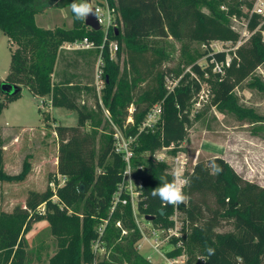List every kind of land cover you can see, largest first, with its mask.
Wrapping results in <instances>:
<instances>
[{
	"label": "trees",
	"instance_id": "16d2710c",
	"mask_svg": "<svg viewBox=\"0 0 264 264\" xmlns=\"http://www.w3.org/2000/svg\"><path fill=\"white\" fill-rule=\"evenodd\" d=\"M72 2L74 0H0V30L13 46L9 74L4 82L0 81V95L6 102H12L21 96L22 87H27L38 99L49 97L53 108L78 113L77 125L73 127L64 126L53 118V132L59 146L57 173L65 180L64 185L60 186L57 176L50 177L49 183H56L55 190L48 187L42 192L29 191L24 206H16L11 213L2 210L0 204V264L28 263L25 236L35 223L43 220L50 224L52 235L58 241V252L49 264H93L92 245L103 220H110L103 236L110 253L98 264H153L137 249L142 234L132 208L119 206L110 216L125 163L114 152L113 129L94 87L82 82L72 83L66 78L55 81L60 62L71 67L79 61L68 63L61 50L63 44L87 38L101 46L104 39L102 31L90 30L85 21L74 18ZM255 2L109 0V5L116 10L118 25L109 32V42L118 43L119 49L117 61L110 58L109 42L103 50L104 108L111 114L112 123L129 137L138 134L149 110L162 104L160 131L139 135L133 161L146 168L145 199L139 205V212L155 217L156 226H172L169 217L175 207L166 206L151 195L160 184V176L166 175L171 180L167 165L157 162L153 156L158 150L170 147H173L170 154H177L193 125V100L202 87H208L209 105L219 112L235 115L240 120L255 117L239 104L235 94L264 66V19L253 12ZM67 7L73 20L71 29L45 30L37 26V15L50 8ZM232 20L247 23L250 36L240 46L237 44L241 36L232 28ZM170 39L183 47L193 43L206 47L213 42L230 43L235 50L229 53L208 50L196 57L186 56L183 64L190 67V71L185 72L181 66L166 67L172 61ZM93 52L97 58L99 51ZM203 57L208 62L205 68L197 63ZM227 57L231 62L224 74L214 73L211 61L221 63ZM168 80L178 82L172 91L168 89ZM3 83L16 86L19 92L5 96L1 91ZM257 85L260 86L258 82ZM91 93L96 100L93 109L85 99ZM5 106V102L0 104V114ZM131 107L134 108L133 124L126 126ZM104 118L106 126H102ZM45 119L49 122V117ZM107 126H111L108 133L105 132ZM4 151L0 139V192L3 184L24 183L32 172L31 159H27L20 174H8L4 169ZM213 162L223 169L218 175L211 172ZM187 177H192L191 186L185 189L188 202L184 217L191 229L183 239L187 264H264V188L242 178L222 158L196 163ZM54 196L57 197L55 202ZM161 211H164L163 216ZM223 223H232L234 231L216 232ZM173 243L176 245L177 241ZM206 246L215 249L211 257ZM182 252L183 249H175L167 256L176 257Z\"/></svg>",
	"mask_w": 264,
	"mask_h": 264
},
{
	"label": "rangeland",
	"instance_id": "374dc122",
	"mask_svg": "<svg viewBox=\"0 0 264 264\" xmlns=\"http://www.w3.org/2000/svg\"><path fill=\"white\" fill-rule=\"evenodd\" d=\"M264 1V0H263ZM72 15L70 8L55 9L50 8L44 13L36 16V24L41 29L57 28L69 29L72 27ZM245 20H232L231 26L237 31L242 41H246L250 36ZM169 45L172 52V61L166 65L168 68L181 66L185 72L190 71V67H184L186 56L196 57L206 51L213 53L235 50L230 43L213 42L210 46L199 43L183 44L170 39ZM13 46L8 37L0 30V81L4 82L10 70L11 50ZM69 53V56H73ZM230 58V57H229ZM83 67L80 70L82 79L89 86H93L96 53L83 57ZM202 68L207 67L206 57L197 62ZM61 66L58 67V70ZM257 82L260 84L257 85ZM178 82L169 80L167 85L173 89ZM145 86V85H144ZM206 90V88H205ZM207 92L202 94L205 99L202 107L192 116L193 125L187 131V139L179 147L178 152L184 153L188 162L187 170L192 172L196 163L208 161L213 158H222L228 162L234 170L245 180L256 183L264 188V66L260 67L254 76L240 86L235 94L239 99V104L250 110L255 117L245 120L238 119L235 115L221 113L216 108L209 105ZM86 102L90 109L94 108L96 100L94 94L86 96ZM44 101L45 104L41 105ZM6 104L0 114V138L5 146L8 174L18 175L23 169V163L27 159H32V172L24 183L3 184L0 192V204L2 210L11 213L16 206H24L28 192L45 191L50 187V177L57 176L60 181L63 178L58 176V140L54 134L53 118L64 126H76L78 113L64 108H50L48 100L36 99L27 87H22L21 96L12 102H6L0 95V104ZM42 109V110H41ZM45 115L43 114L44 112ZM49 117V122L46 121ZM51 124V125H48ZM106 120L102 126H106ZM111 127V126H110ZM110 127L105 128V132L110 131ZM103 127H101L102 130ZM25 129V130H24ZM89 130V125H87ZM100 130V131H101ZM14 132L19 134L24 140H18L17 151H14ZM16 152V153H15ZM16 154V156H14ZM48 158L45 167H40L41 157ZM156 153L154 156L156 157ZM5 160V159H4ZM5 163V162H4ZM187 201L185 204H187ZM183 218V216H181ZM141 225L150 234L148 221H144L139 216ZM191 231L190 225L187 227ZM234 228L232 223H223L216 229L218 233H230ZM27 243V264H49L50 259L58 252V241L52 235L50 224L46 221L35 223L31 231L26 234ZM140 253L153 264H164L165 260L154 252L145 241L140 242ZM171 246H165L161 253L171 250Z\"/></svg>",
	"mask_w": 264,
	"mask_h": 264
},
{
	"label": "built area",
	"instance_id": "2783aa9c",
	"mask_svg": "<svg viewBox=\"0 0 264 264\" xmlns=\"http://www.w3.org/2000/svg\"><path fill=\"white\" fill-rule=\"evenodd\" d=\"M91 5L94 9H99L98 15H97V22L98 25H100V31L104 33V39L101 46H97L95 43L90 42L87 38L85 40L76 41L74 43H65L61 47V50L68 51V52H80V51H99V54L97 56V63H96V69H95V76H94V83L93 87L96 91V94L98 96V101L100 106L103 108L104 115L106 119L110 122L112 129H113V140H114V152L121 156L124 163H125V169L122 174V181L119 184L117 191L113 197V203L110 210V216L115 212V210L119 206H130L133 210V217L135 220V223L139 229V231L142 234V239L137 244V249L140 252L141 246L140 242L143 240L145 241L150 248L154 250V245L158 244L159 252H156L159 254L164 260V264H187L188 256L185 252V248L183 246V239L188 237L190 234V231L187 230V227L189 225V222L185 220L184 214L180 212L176 207L174 210V213L172 216L169 217V221L173 223L172 226L166 228L163 225H154L153 222L148 221V224L150 226V234L147 233V230L144 229L141 225V221L139 220V216L143 217L144 221L147 222L145 219L146 216H143L139 212V205L142 201H144V171L146 168L142 165H135L133 161L136 158L135 153V146L137 143V139L140 134L142 133H152L155 134L156 132L160 131L161 129V122H162V104H156L154 105L148 112L147 116L144 118L141 126L139 127V131L137 135L129 136L127 137L121 129H119L117 126H115L111 119H110V113L104 108L102 103V93L105 88V77H104V61H103V50L105 46L109 42V32L111 30H116L117 28V13L115 8H112L109 5V0H89ZM253 12L262 16L264 19V1L263 0H256L254 4ZM92 30L91 28H89ZM244 41L240 40L237 46H240ZM108 49L110 52V58L113 61H117V52H118V43L110 41L108 44ZM123 61V58H122ZM214 64L213 72L217 74H224V70L226 67L230 66L231 59L227 57L225 62H217L215 59L211 61ZM169 81V80H168ZM206 88V90H205ZM169 90L170 89L168 87ZM206 94V98L209 99V91L207 86H203L201 92L195 96L193 100V106L191 110V117L196 114L195 112L199 110L203 102H205L204 97L202 94ZM48 105L51 108V102L48 101ZM45 102L42 101L41 105H44ZM129 115L126 126L129 124H133V117L134 115V108L131 107L129 110ZM125 126V127H126ZM173 150V147L170 148H162L161 150H158L156 153L158 154L154 159L157 162L165 163L167 165V174L172 179V172L175 168L179 167L182 169L184 176H188L191 172L187 170L188 162L185 158L184 153L177 152L176 155H171L170 151ZM155 153V154H156ZM154 154V155H155ZM60 186L62 184L64 185L65 180L60 181ZM56 183H51L50 187L51 189L55 190ZM186 189V187H185ZM184 189V192H185ZM54 202L57 200V197L54 196L52 199ZM44 211V207L41 209ZM183 216V218L181 217ZM110 220H103L102 224L98 227L97 233L98 238L93 242L92 245V252L95 255L94 256V263L98 264L99 262L103 261L104 259L108 258L110 251L107 250L105 243L103 242V236L105 233L106 226ZM118 227H121L120 223H117ZM123 234H127L126 231H123ZM176 240L177 244L175 245L173 241ZM170 245L172 248L169 251H166L165 253H162V249ZM175 249H183V252L181 255L176 257H168L167 253L175 250Z\"/></svg>",
	"mask_w": 264,
	"mask_h": 264
},
{
	"label": "clouds",
	"instance_id": "9594fccd",
	"mask_svg": "<svg viewBox=\"0 0 264 264\" xmlns=\"http://www.w3.org/2000/svg\"><path fill=\"white\" fill-rule=\"evenodd\" d=\"M71 11L76 20L85 21L89 15L97 17L99 9H94L89 0H80L79 3L74 0L71 3ZM222 171L223 169L219 165L215 164V162L212 163L211 172L213 174L218 175ZM171 175V180L166 175L160 176V184L152 190L151 195L153 198H158L164 205H172L177 208L178 205L185 204L188 199L184 189L191 186L192 177L184 176L182 169L179 167L175 168ZM158 244L159 242L153 246L156 252H159ZM205 250L209 257L215 254L213 247L206 246ZM148 259L151 260L152 257L148 256Z\"/></svg>",
	"mask_w": 264,
	"mask_h": 264
},
{
	"label": "crops",
	"instance_id": "0c3cea01",
	"mask_svg": "<svg viewBox=\"0 0 264 264\" xmlns=\"http://www.w3.org/2000/svg\"><path fill=\"white\" fill-rule=\"evenodd\" d=\"M72 25H73V23H72ZM71 28H69V29H71ZM45 30H52V29H45ZM62 51H63L64 56H66L67 61H69L68 63L71 62L73 64L76 61L75 59H78L79 61L76 62V64L74 63V65L71 66V67L66 66L65 65L66 62H60L57 65V67H56V78H55V81H62V80H65V78H66L68 80H71L72 83L82 82L84 85H88V84H86L84 82V80L82 79L81 74H80V70L82 69L83 63H84L83 62L84 60H82V58L85 57V56H87V55H92V54L94 55V52L93 51H80V53H77V52H68V51H64V50H62ZM69 53H73L72 54L73 56L72 57L69 56L68 55ZM96 60H97V58H96ZM97 61H96V63H97ZM59 66H61V69L60 70H58V67ZM34 98H36V97H34ZM36 99H38V98H36ZM45 99L48 100V101H50V98L49 97L44 98L43 100H45ZM51 108H53V107H51ZM11 137H13V144H11L10 147H13L14 148V151H17V149L19 148V145L16 144V143H18L20 140H24L25 138H22L16 132H14V135L11 136ZM0 138H2V137L0 136ZM17 140H18V142H16ZM14 156H16V154H14ZM41 158L42 159L39 161V163L41 165L40 167H45L44 164H46V161H47L48 158L46 157V155L43 156V157H41ZM4 159H5L4 162L6 164V154L4 155ZM31 161H32V159H31ZM8 165L9 164H6L5 165V169L6 170L8 168Z\"/></svg>",
	"mask_w": 264,
	"mask_h": 264
},
{
	"label": "water",
	"instance_id": "95a60500",
	"mask_svg": "<svg viewBox=\"0 0 264 264\" xmlns=\"http://www.w3.org/2000/svg\"><path fill=\"white\" fill-rule=\"evenodd\" d=\"M85 25L88 28H91L92 30L99 31L100 25H98L97 18L95 15H89L85 20ZM1 91L5 96H13L19 92V89L16 86L3 83L1 86ZM177 209L182 212L183 214L186 212V204H180L178 205ZM160 214L163 216L164 211H161ZM147 221L153 222L155 220V217L153 216H146L145 218Z\"/></svg>",
	"mask_w": 264,
	"mask_h": 264
}]
</instances>
